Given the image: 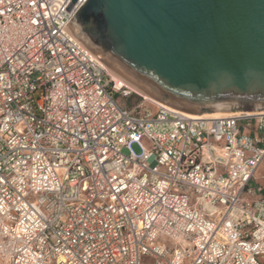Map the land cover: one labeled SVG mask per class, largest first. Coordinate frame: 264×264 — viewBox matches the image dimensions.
<instances>
[{
    "label": "built area",
    "instance_id": "1",
    "mask_svg": "<svg viewBox=\"0 0 264 264\" xmlns=\"http://www.w3.org/2000/svg\"><path fill=\"white\" fill-rule=\"evenodd\" d=\"M70 1L0 0V264H261L264 111L121 106Z\"/></svg>",
    "mask_w": 264,
    "mask_h": 264
},
{
    "label": "water",
    "instance_id": "2",
    "mask_svg": "<svg viewBox=\"0 0 264 264\" xmlns=\"http://www.w3.org/2000/svg\"><path fill=\"white\" fill-rule=\"evenodd\" d=\"M69 22L104 62L167 106L264 111V0H86Z\"/></svg>",
    "mask_w": 264,
    "mask_h": 264
},
{
    "label": "bare ground",
    "instance_id": "3",
    "mask_svg": "<svg viewBox=\"0 0 264 264\" xmlns=\"http://www.w3.org/2000/svg\"><path fill=\"white\" fill-rule=\"evenodd\" d=\"M71 30L73 32V34L75 35V37L81 42V44L83 46H85L89 51H91L93 54H95L97 57L98 54L92 49L90 48L87 43L82 39V37L78 34V32L75 30V28L72 26L71 24ZM99 59H101L99 57ZM102 60V59H101ZM103 61V60H102ZM101 61V62H102ZM104 62V61H103ZM104 64L107 66V68L109 69L108 72L109 74L111 75L112 77V80L115 82L116 86L118 88H128L130 90H133V91H136L138 94H140L144 100L146 101H149L150 103H153L154 105H157V106H167L165 105L164 103L146 95L145 93H143V91L138 87V85L133 82L132 80L126 78V79H120V78H117L115 75H114V72L118 71L119 74L121 73L118 69H116L115 67H113L112 65L104 62ZM117 72V73H118ZM122 74V73H121ZM122 76H124L122 74ZM184 112V111H183ZM187 113V112H185ZM240 112H229V113H203V114H193V113H187L188 115L192 116V117H196V118H200V117H207V118H221V117H227V116H231V115H237L239 114ZM246 113H257L255 111H251V112H246Z\"/></svg>",
    "mask_w": 264,
    "mask_h": 264
},
{
    "label": "rangeland",
    "instance_id": "4",
    "mask_svg": "<svg viewBox=\"0 0 264 264\" xmlns=\"http://www.w3.org/2000/svg\"><path fill=\"white\" fill-rule=\"evenodd\" d=\"M117 72L118 71L114 72V75L117 78H120V79H123V80L126 79V77L122 76L121 73L119 74V72L118 73ZM124 89L129 92V94H128V96L126 98H122V97H119V96L117 97L116 95L114 96V97H117V101H118V103H120V105H124L126 102L130 101L131 106L136 105V104H141L142 107H147V108H151V109L155 108V105L153 103H150L149 101L144 100V98L140 94H138L136 91L130 90L128 88H124ZM128 97H129V100L127 99ZM138 97H140V98H138ZM140 111H142V110H140ZM141 113L142 112H138V114H141ZM262 161H264V159ZM61 174L62 173L60 172V175ZM31 200H32V198L29 199V201H31ZM158 240L160 242H162V243L170 244V241L168 239H166L165 237H159Z\"/></svg>",
    "mask_w": 264,
    "mask_h": 264
},
{
    "label": "crops",
    "instance_id": "5",
    "mask_svg": "<svg viewBox=\"0 0 264 264\" xmlns=\"http://www.w3.org/2000/svg\"><path fill=\"white\" fill-rule=\"evenodd\" d=\"M264 161H262L254 173V178L250 182V188L254 194L250 196V199L264 197ZM261 264H264V255L259 258Z\"/></svg>",
    "mask_w": 264,
    "mask_h": 264
},
{
    "label": "trees",
    "instance_id": "6",
    "mask_svg": "<svg viewBox=\"0 0 264 264\" xmlns=\"http://www.w3.org/2000/svg\"><path fill=\"white\" fill-rule=\"evenodd\" d=\"M138 98H140V97H138ZM127 99L129 100V97ZM121 106L127 107V108L132 107L131 104H130V101L129 102H126L124 105H121Z\"/></svg>",
    "mask_w": 264,
    "mask_h": 264
}]
</instances>
